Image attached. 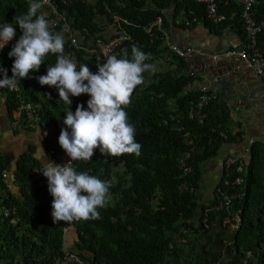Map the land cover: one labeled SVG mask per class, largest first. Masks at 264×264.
Segmentation results:
<instances>
[{
	"label": "trees",
	"instance_id": "1",
	"mask_svg": "<svg viewBox=\"0 0 264 264\" xmlns=\"http://www.w3.org/2000/svg\"><path fill=\"white\" fill-rule=\"evenodd\" d=\"M50 1L64 15V23L58 22L53 30L62 32L66 41L65 54L78 64L85 63L93 73L98 71L89 54L69 43L68 34L79 38L81 44L94 45L106 39L109 30L105 28L115 26L112 17L118 16L127 21L120 24L131 40L116 48L117 58H121L122 50L126 49L131 59V49L135 45L149 55L145 62L153 66L152 70L143 73L144 83L136 87L131 103L125 109L129 122L135 127V141L141 145V154L138 157L135 154L111 157L97 148L91 160L72 164L78 172L87 171L104 180L114 178V183L110 188V202L99 209V219L71 222L76 234L71 248L77 250L81 264H162L167 255L176 253V249L168 247L171 239L168 232L190 227L188 220L197 210L201 209L202 213L204 209L196 202L202 165L231 135L223 129L227 112L218 103V98L205 107V117L200 123L188 118L189 103L197 95L196 89L188 86L199 75L179 72L186 62L162 44L158 31L148 34L142 27L156 16L168 26L176 24L178 15L190 18L189 10H194L197 18L201 19L203 15L197 11L198 6L193 0ZM28 6L29 0H0V24L11 23L16 30L14 39L0 52V67L8 70V76L12 74L15 59L9 57L8 52L22 35L19 25L13 23L14 17L25 14ZM169 7L172 8L170 20L165 15ZM42 11L48 18L45 8ZM201 23L214 33L229 27L243 38L237 18L218 25L202 18ZM177 25L190 27L182 21ZM165 53H169L174 61L173 67L156 69L155 59ZM55 61L56 56L49 54L40 69L31 73V78L18 83L17 93L7 88H0V93L8 113L23 102L38 103L40 130L46 131L42 136L45 149L51 144L59 150L62 147L58 137L61 128L66 127L63 125L66 105L54 86H42L36 79L46 74L49 64ZM89 98L88 94L71 97V110L74 112L78 104H83L86 109ZM17 123L23 126L20 119ZM220 131L225 133V138L219 136ZM184 133L192 140L186 160L191 170L186 175L178 168L179 157L189 147L185 144ZM248 157L249 161L241 171L237 170L238 161L229 167L230 182L236 176L242 179V183L233 185L232 189L243 191L241 197L235 192L237 195L233 198V208L239 209L241 218L234 240L243 252L247 250L256 256V261L250 258L251 264H264V222L261 220L264 218V180L253 189L249 183L255 164L264 160L263 147L253 141ZM12 160V184L16 186L17 194L0 179V264H52L62 247L64 222L53 223V197L48 191L46 177L39 172L42 164L30 148L20 152L15 159L0 152V174L2 170L10 169ZM216 185L225 189L221 178ZM11 205L14 210L4 217L1 212Z\"/></svg>",
	"mask_w": 264,
	"mask_h": 264
},
{
	"label": "clouds",
	"instance_id": "2",
	"mask_svg": "<svg viewBox=\"0 0 264 264\" xmlns=\"http://www.w3.org/2000/svg\"><path fill=\"white\" fill-rule=\"evenodd\" d=\"M48 0H29L25 14L15 16L13 23L19 25L22 35L8 52L14 57L11 76L0 67V88L15 90L21 80L31 78L46 61L49 54L56 56L49 64L46 74L37 76L39 84L55 87L60 100L66 105L58 142L69 162L56 164L48 160L43 148L37 158L41 160L39 171L47 178L48 191L53 197L51 216L53 223L88 221L100 218L99 209L105 208L111 200L110 188L114 178L104 180L87 171H77L72 166L76 161H89L94 150L102 154L119 157L124 154H141V145L135 141V127L128 120L126 107L138 85L144 83L143 73L152 70L146 63L150 57L133 45L131 59L127 50L121 58L106 57V62L97 64L93 73L85 63L65 54V37L42 11ZM67 31V26H65ZM16 36L13 24H0V50ZM88 94L87 108L78 104L71 110V97Z\"/></svg>",
	"mask_w": 264,
	"mask_h": 264
},
{
	"label": "crops",
	"instance_id": "3",
	"mask_svg": "<svg viewBox=\"0 0 264 264\" xmlns=\"http://www.w3.org/2000/svg\"><path fill=\"white\" fill-rule=\"evenodd\" d=\"M171 14L172 8L169 7L165 10L166 18L171 19ZM183 18V15H178L175 18L176 24L167 26L169 39L180 47L214 51V49L222 50L235 47L242 41V38L238 37L229 27H224L217 33L211 31L212 33L208 35L207 29L201 23L191 25L189 28L178 26L177 24ZM105 29L109 30L110 27L107 26ZM188 59L191 62H186V65L182 69L179 68L178 71L199 75V78L188 86L191 88H195L197 83L211 79L224 70H228L234 63H238L236 58H219L211 61L198 54H194ZM173 62L169 53H165L155 59L154 67L156 69L173 67ZM239 73L241 74L236 81L239 83L237 87L239 90L234 93V97L228 98V95L231 94L228 93V80L224 79L220 81L219 86L216 85L218 103H221L227 112L223 129L231 135V138L222 141L214 155L202 165L196 202L198 206L204 207L203 210L209 208L206 213L210 216V218L207 216V228L203 229L200 225V209L188 220L191 233L186 236L185 243L181 241L180 228L168 232V236L171 238L169 244H171V248L176 249V253L167 255L162 264H180L182 261H186V264H243L240 258L247 250L243 252L241 247L236 246L234 234L219 224L220 213L211 209L214 187L221 178L223 158L231 156L247 163L250 158L248 157L250 147L247 148L248 138H252L260 147H263L264 144V82L246 67H243ZM13 120L15 119L12 118L11 113L6 110L4 96L0 93V152L11 155L13 159L28 148L32 150V155L36 159L42 155L41 147L46 153L40 131L37 129L28 130ZM38 160L41 162L40 159ZM255 166L252 176L249 177L252 189L256 187L257 183L264 180V160ZM13 167L14 163L11 161L8 170V187L12 193L17 194V188L12 184L11 170ZM237 190L230 191L233 198L240 191ZM63 237L72 245L76 239L74 228L68 227Z\"/></svg>",
	"mask_w": 264,
	"mask_h": 264
},
{
	"label": "built area",
	"instance_id": "4",
	"mask_svg": "<svg viewBox=\"0 0 264 264\" xmlns=\"http://www.w3.org/2000/svg\"><path fill=\"white\" fill-rule=\"evenodd\" d=\"M193 1L198 6L197 11L202 13V18L212 25H218L222 22L230 23L237 18L242 28V41H240V43L235 47L224 48L218 51L200 50L194 47H180L169 39L167 26H164L160 16H156L148 24L144 25L142 29L148 34H151L153 30L158 31L162 44L169 51L182 58L185 62H187L189 60L188 58L194 54H198L202 58L211 61H215L219 58H236L241 67L250 69L255 74V76L264 82V0ZM44 8L47 11L48 19L53 23L54 28L58 22L64 23L63 11H57L50 0H48ZM189 14L190 18L184 16L182 19L184 25L191 26L192 24L201 23L202 18L200 19L195 17L194 10H189ZM112 20L115 23V26H113V24L109 26L110 29L105 40L97 41L94 43V45H84L79 42V38L76 39L74 35L69 33V43L74 48L82 49L84 52L89 54L93 58V61L96 65L106 62L107 56L116 55L115 50L120 44L131 40L130 36L122 29L120 24V22L126 24L127 21L123 18H119L118 16H113ZM9 43L10 42H8V44ZM2 50H0V52ZM2 76L3 73H0V77ZM195 89L197 95L195 99L189 103L187 115L188 118L195 119L196 122L200 123L205 117V107L210 101H213L218 97V93L214 79L197 83ZM7 90L17 93L18 87L15 90ZM38 107V103L23 102L20 104V106L11 110L10 113L12 118L15 119L13 121L17 122L20 119L23 123V127L28 130L37 129L40 131L42 136H45L46 131L40 130V125L42 123L40 122L39 116L37 114ZM219 136L225 138V133L220 131ZM183 137L185 139V144L189 147L179 157L178 168L180 169L182 175H186L191 170L190 166L186 163V160L189 157L192 140L187 136V133H184ZM247 141V148L249 149L253 140L252 138H248ZM46 154L51 156L52 160L56 164H64L70 160V157L63 149L55 150L54 146L51 144L46 147ZM236 161H238L237 170L241 171L246 162L243 163L241 160L231 156H225L223 158L221 180L225 189H222L220 186L216 185L214 187L213 198L211 202V209L220 213V226L228 229L233 234H235V232L239 229L241 222L239 209L233 208V196L230 194L229 189H232L233 185L241 184L242 179L239 176H236L233 182H230L228 179L229 167ZM7 171L8 170H2L0 174L1 181L6 184H8L9 180V172ZM242 195L243 191L241 190L237 196L241 197ZM207 209L203 210L201 213L200 225L203 229L207 228ZM13 210L14 206L11 205L9 208H5L1 213L5 217L7 216L8 212H12ZM70 226L71 222H64V225L61 229L62 235L66 233L67 228ZM180 233L182 235L181 241L182 243H185L186 236L191 233V230L189 227H180ZM168 247L171 248V244H169ZM242 255L243 256L240 258L242 263L251 264V252L246 251L245 254ZM81 263L82 260L77 250L71 248V244H69L66 241V238L63 237L60 252L54 258L52 264ZM180 264H186V261H182Z\"/></svg>",
	"mask_w": 264,
	"mask_h": 264
},
{
	"label": "water",
	"instance_id": "5",
	"mask_svg": "<svg viewBox=\"0 0 264 264\" xmlns=\"http://www.w3.org/2000/svg\"><path fill=\"white\" fill-rule=\"evenodd\" d=\"M207 29V28H206ZM212 32L210 30L207 29V34L210 35ZM218 49H214V51H217ZM191 62V60L189 59L187 61V63ZM188 69V67H187ZM241 69H243V67H241L239 65V63H234L233 66H231L228 70H224L223 72H221L220 74H218L217 76L211 78V79H207V80H212L214 79L215 85L219 86L220 81H223L224 79L228 80V87H229V92L231 93L230 95H228V98L230 96L234 97V93H236L237 90H239V88H237L239 86V83H237V79L240 76L241 73H239L241 71ZM254 74V73H253ZM236 76V77H235ZM234 78V79H233ZM228 91V90H227ZM221 99H223L221 97ZM48 160H52V158H50L49 156H47ZM252 259L254 261L257 260L256 256L254 254H252Z\"/></svg>",
	"mask_w": 264,
	"mask_h": 264
},
{
	"label": "rangeland",
	"instance_id": "6",
	"mask_svg": "<svg viewBox=\"0 0 264 264\" xmlns=\"http://www.w3.org/2000/svg\"><path fill=\"white\" fill-rule=\"evenodd\" d=\"M12 161H13V160H12ZM7 172H8V171H7ZM261 220H262V222H264V218H262ZM189 264H190V263H189Z\"/></svg>",
	"mask_w": 264,
	"mask_h": 264
}]
</instances>
